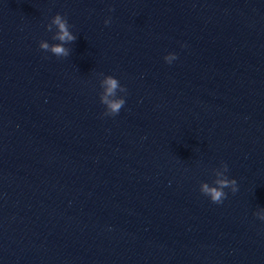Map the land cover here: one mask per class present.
I'll return each mask as SVG.
<instances>
[{
	"label": "water",
	"instance_id": "95a60500",
	"mask_svg": "<svg viewBox=\"0 0 264 264\" xmlns=\"http://www.w3.org/2000/svg\"><path fill=\"white\" fill-rule=\"evenodd\" d=\"M0 264H264V0H0Z\"/></svg>",
	"mask_w": 264,
	"mask_h": 264
},
{
	"label": "clouds",
	"instance_id": "9594fccd",
	"mask_svg": "<svg viewBox=\"0 0 264 264\" xmlns=\"http://www.w3.org/2000/svg\"><path fill=\"white\" fill-rule=\"evenodd\" d=\"M53 23L57 26L58 32L56 38L61 42L65 41H74L76 36L69 31L67 20L59 13H57L53 18ZM42 47L50 48L57 55H67L68 49L64 46L63 43L48 45L47 43H42ZM175 54H170L166 59L169 63L175 59ZM104 84L106 85V92L109 95H114L115 90L117 89L118 81L112 77L108 76L105 78ZM104 102L107 104L108 110L110 113H116L119 111L121 106L125 103L122 98L109 99L108 96L103 97ZM229 183L235 185V180L229 181L228 179H221L216 182L215 185H208L207 183L202 185V191L209 196V198L215 203H222L226 193L223 191Z\"/></svg>",
	"mask_w": 264,
	"mask_h": 264
}]
</instances>
